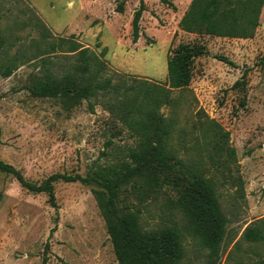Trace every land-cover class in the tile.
<instances>
[{"label": "rangeland", "instance_id": "obj_1", "mask_svg": "<svg viewBox=\"0 0 264 264\" xmlns=\"http://www.w3.org/2000/svg\"><path fill=\"white\" fill-rule=\"evenodd\" d=\"M116 1L0 0V161L35 184L53 174H107L130 162L137 139L112 110V93L69 108L59 98L28 92L42 78L72 72L73 57L53 48L60 38L97 56L112 84L122 88L143 80L165 83L170 50L197 43L209 55L194 60L188 89L173 90V105L160 112L173 122L171 144L179 156L214 181L226 218L219 257L210 262L207 250L186 234L172 193L141 198L128 184L120 189L119 206L140 208L144 229L177 226L180 264H264V241L243 239L247 226L264 221V5L251 38L198 37L179 28L191 0H143L140 37L133 43L139 0H128L122 14L115 12ZM7 68L12 73L4 77ZM237 81L243 82L233 87ZM210 120L234 150L225 166L211 137L202 135L200 125ZM93 188L58 181L53 207L46 194L27 191L0 172V264H117Z\"/></svg>", "mask_w": 264, "mask_h": 264}, {"label": "trees", "instance_id": "obj_2", "mask_svg": "<svg viewBox=\"0 0 264 264\" xmlns=\"http://www.w3.org/2000/svg\"><path fill=\"white\" fill-rule=\"evenodd\" d=\"M128 0H117L115 12L122 14ZM166 2V0H161ZM264 0H191L179 28L198 37L251 38L259 26V15ZM144 12L139 0L131 21L132 42L140 37V20ZM43 32L47 33L41 25ZM1 45V40H0ZM53 48L73 57L72 72L62 79L45 77L27 90L37 98H59L72 108L82 100L99 94L116 96L112 106L117 118L137 139L128 151L129 164L121 170L95 175L53 174L40 184L27 181L13 166L0 161V172L12 175L27 191L44 193L55 206L54 183H80L94 186L93 197L101 213L117 264H180L184 257L182 232L175 225L144 229L140 208L129 209L120 204V189L130 184L140 197L154 198L161 192H170L171 205L185 219L184 231L206 250L214 262L219 257L225 236L226 218L221 209L215 184L205 170L179 156L171 144L173 122L160 112L161 107L173 105L171 93L188 89L195 59L209 53L197 43L179 44L170 50L166 61L167 81L153 84L146 80L132 87L112 84L105 75L106 65L79 43L60 38ZM218 61L230 64L222 56ZM11 68L2 74L9 77ZM243 81L235 82L233 87ZM128 91L132 95L127 94ZM203 137H211L215 153L223 158L224 166L235 159L234 150L226 145L228 134L222 133L211 120L200 125ZM210 159H213L209 156ZM219 161V159L217 160ZM109 173V174H108ZM239 185V184H238ZM240 187V185H239ZM143 200V199H142ZM264 221L249 225L243 239L249 243L264 241Z\"/></svg>", "mask_w": 264, "mask_h": 264}]
</instances>
